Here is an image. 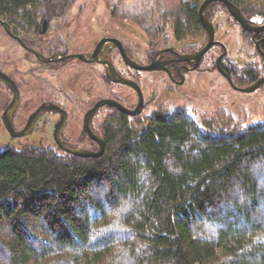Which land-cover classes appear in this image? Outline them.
I'll return each instance as SVG.
<instances>
[{
  "label": "trees",
  "instance_id": "trees-1",
  "mask_svg": "<svg viewBox=\"0 0 264 264\" xmlns=\"http://www.w3.org/2000/svg\"><path fill=\"white\" fill-rule=\"evenodd\" d=\"M40 1L0 0V18ZM232 1L264 21V0ZM112 3L147 30L203 29L200 0ZM0 264H264V121L115 113L97 157L0 142Z\"/></svg>",
  "mask_w": 264,
  "mask_h": 264
},
{
  "label": "flooded vegetation",
  "instance_id": "flooded-vegetation-1",
  "mask_svg": "<svg viewBox=\"0 0 264 264\" xmlns=\"http://www.w3.org/2000/svg\"><path fill=\"white\" fill-rule=\"evenodd\" d=\"M222 4L221 10L208 5L216 43L203 53L199 51L209 38L203 23L199 34L178 35L166 26L151 25L147 30L137 19L128 18L121 9L125 4L42 0L31 4L29 16L18 23L1 18L8 25L0 24V71L15 81L20 97L13 114L15 128L24 129L32 114L47 106L36 115L30 133L14 138L64 153L70 152L60 143L99 151L100 138L104 153L107 119L124 113L107 105L92 111L104 98L129 108L140 106L137 115L124 113L129 118L149 117L158 111L172 113L175 100L199 96L205 100L207 88L201 81L207 85V74L219 75L238 91L264 77V30L249 31ZM242 13L250 24L264 25L263 20ZM231 29L239 36L229 38ZM193 54L204 55L198 61ZM149 65L159 69H144ZM109 68L134 83L112 79ZM250 69L259 76L247 82ZM13 98L14 90L0 81L2 123Z\"/></svg>",
  "mask_w": 264,
  "mask_h": 264
},
{
  "label": "rangeland",
  "instance_id": "rangeland-1",
  "mask_svg": "<svg viewBox=\"0 0 264 264\" xmlns=\"http://www.w3.org/2000/svg\"><path fill=\"white\" fill-rule=\"evenodd\" d=\"M104 2H115V0H103ZM131 2L132 0H127ZM258 20H262L261 17H256ZM228 26L224 27L225 29ZM233 35H238V30H230L229 38ZM239 36V35H238ZM161 75V73H155ZM207 85L201 81L202 85L207 88L204 90V94L208 97L203 100L201 97L196 98H182L181 100H175L172 102L170 109L175 111V107L183 108L193 113L197 118L204 114H212L218 109H224L229 111L236 119H242L245 124L257 123L264 121V88H258L252 92L238 91L230 88V86L217 74L206 75ZM190 100V101H189ZM186 101V102H185ZM1 111V110H0ZM17 126L21 125L19 121L15 122ZM0 142L2 144H14L16 146L21 143H25L22 139L12 137L5 129L2 120L0 118Z\"/></svg>",
  "mask_w": 264,
  "mask_h": 264
},
{
  "label": "water",
  "instance_id": "water-1",
  "mask_svg": "<svg viewBox=\"0 0 264 264\" xmlns=\"http://www.w3.org/2000/svg\"><path fill=\"white\" fill-rule=\"evenodd\" d=\"M222 2L224 3L228 10L230 11V13L242 24V26H244L246 29H248L249 31H256V32H261L264 30V25H252L249 23L248 19H246L241 11V9L231 0H203L200 8H199V16L200 19L204 25V27L207 29L208 33H209V38L207 43L204 45L203 48L200 49V53H203L205 51H207L211 46H213L216 42L214 40L215 37V28H214V24L211 22V20L208 17V5L213 3V2ZM0 24H4V25H8L7 22H5L3 19L0 18ZM105 41V39L103 40ZM204 54H193L192 57H195L196 59L201 58V56H203ZM197 66V64H196ZM195 66V67H196ZM144 69H159V67L157 66H153V65H149L144 67ZM108 75L109 77H111L112 79L116 80V81H122V82H128V83H134V81H131L129 79H126L124 77H122L121 75H119L114 69L109 68L108 69ZM0 81L3 83L8 84L13 90H14V98L11 100V102L9 103V105L6 107V109L4 110L3 113V123L5 124L6 128L8 129V131L10 132V134L13 137H22L28 133H30L32 131V124L34 123L35 119H36V115L47 108V106H42L40 108H38L30 117L29 121L26 124V127L24 129H20L17 130L14 126L13 123V114L19 104V92L17 89V85L15 83V81L5 72L0 71ZM264 85V77H261L260 79H258L257 81H255L253 84L241 88V90L246 91V92H252L255 91L256 89L262 87ZM102 105H107V106H112L117 108L118 110L130 114V115H137L141 112V107H135V108H129L125 105H123L122 103H120L119 101L115 100V99H111V98H104L101 101H99L96 106L92 109V111H95L98 107L102 106ZM89 114L86 115V120ZM89 130V128H88ZM90 131V130H89ZM92 135H94L92 132H90ZM100 143H101V149L99 151H91L88 149H71L67 146H65L63 143H60L62 145V147L64 149H66L68 152L77 155V156H83V157H97L100 156L103 151H104V141L101 140L100 138H98Z\"/></svg>",
  "mask_w": 264,
  "mask_h": 264
},
{
  "label": "snow or ice",
  "instance_id": "snow-or-ice-1",
  "mask_svg": "<svg viewBox=\"0 0 264 264\" xmlns=\"http://www.w3.org/2000/svg\"><path fill=\"white\" fill-rule=\"evenodd\" d=\"M107 203V202H106ZM108 207H111V205L109 204ZM100 214L98 213L97 216H99Z\"/></svg>",
  "mask_w": 264,
  "mask_h": 264
}]
</instances>
